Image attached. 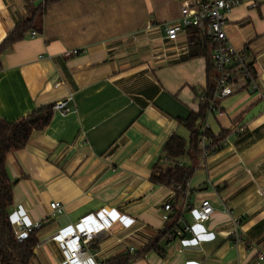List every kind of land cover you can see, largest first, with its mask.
<instances>
[{
  "label": "crops",
  "instance_id": "obj_1",
  "mask_svg": "<svg viewBox=\"0 0 264 264\" xmlns=\"http://www.w3.org/2000/svg\"><path fill=\"white\" fill-rule=\"evenodd\" d=\"M197 2L61 0L2 55L0 120L15 122L72 97L71 113L54 111L48 127L6 161L14 185L11 217L43 223L31 264L65 262L59 233L70 226L95 230L101 213L112 227L90 253L98 261L130 248L135 254L167 227L195 224L190 210L204 201L214 213L198 228L201 239H170L168 231L158 251L131 264H264V100L243 80L219 111L208 113L205 126L227 139L196 163L186 193L151 181L167 141L190 138L182 122L199 112L202 96L216 84L215 73L208 79V59L190 58L187 29L175 41L165 34L166 26L179 24L183 7ZM42 4L0 0V44L28 17V6ZM226 21L231 44L264 72V0H241ZM54 202L63 213L52 211Z\"/></svg>",
  "mask_w": 264,
  "mask_h": 264
},
{
  "label": "trees",
  "instance_id": "obj_2",
  "mask_svg": "<svg viewBox=\"0 0 264 264\" xmlns=\"http://www.w3.org/2000/svg\"><path fill=\"white\" fill-rule=\"evenodd\" d=\"M61 0H44V4L37 7L28 6V17L22 19L6 39L0 44L1 57L13 45L24 40L26 35L37 30L46 8ZM190 58L206 57L208 59V79H212L215 72L211 62L213 45L201 39L199 30L188 28ZM252 67V65H250ZM213 87L209 85L207 93L202 98L204 102L198 113H192L182 122L189 131L190 138L185 140L179 135H173L164 147V156L153 169L151 181L155 185L172 187L186 185L193 177L196 163L201 159L202 138L208 137V155L216 153L225 145L227 135L223 132L217 136L209 130H203L210 110V101ZM54 115V106H46L32 111L15 122L0 120V264H31L38 246L37 231L22 241H18L12 227L11 207L13 205V182L9 176L6 161L7 157L24 149L33 135L44 131ZM166 164L162 166L161 163ZM179 196V195H178ZM170 230L168 227L161 235L153 240L146 248L135 254L125 253L111 258L106 264H131L142 258L147 252L158 251V242Z\"/></svg>",
  "mask_w": 264,
  "mask_h": 264
},
{
  "label": "built area",
  "instance_id": "obj_3",
  "mask_svg": "<svg viewBox=\"0 0 264 264\" xmlns=\"http://www.w3.org/2000/svg\"><path fill=\"white\" fill-rule=\"evenodd\" d=\"M241 4V0H198L192 6H184L182 9L181 20L178 25L165 27V34L168 40L175 41L182 29L196 28L199 30L200 37L209 41L214 49L211 55V62L215 69L216 84L210 101L209 113L219 111L218 103L233 95L236 92L235 86L237 80L241 79L249 88L251 94L258 95L264 100L262 86H264V72H257L253 65L250 67L248 54L238 52L229 41L226 34V14L233 8ZM36 32L32 33L35 37ZM78 51L70 52L68 55L78 54ZM72 101V97L66 101L58 102L54 106V111L63 115H68L71 110L67 107ZM203 130H208L205 126ZM208 137L202 138V158L208 155ZM186 185H173L171 190L175 193H186ZM52 211L56 214L64 212V206L59 202L50 205ZM165 210L171 212V204L165 205ZM195 217V224L187 225L184 229L178 227L168 232V237H183L185 234L194 235L197 239L203 237L202 233H197L198 228L207 222L213 215L214 209L209 201H204L199 210L191 209ZM108 213H101L95 216V220L100 225L95 230H80L78 226H70L61 231L57 237L58 243L67 252V258L62 264H106L108 260H96L95 256L90 253L93 245L99 235L111 229L112 223H104L107 220ZM236 242L241 240V234L238 230V221L234 220ZM42 222L28 223L23 217L12 218V227L14 235L18 241H22L29 235L40 230ZM183 240V239H182ZM199 242V240H198ZM130 254L134 253V248H130ZM264 260V256L260 257Z\"/></svg>",
  "mask_w": 264,
  "mask_h": 264
},
{
  "label": "rangeland",
  "instance_id": "obj_4",
  "mask_svg": "<svg viewBox=\"0 0 264 264\" xmlns=\"http://www.w3.org/2000/svg\"><path fill=\"white\" fill-rule=\"evenodd\" d=\"M189 138H187L186 140H188Z\"/></svg>",
  "mask_w": 264,
  "mask_h": 264
},
{
  "label": "water",
  "instance_id": "obj_5",
  "mask_svg": "<svg viewBox=\"0 0 264 264\" xmlns=\"http://www.w3.org/2000/svg\"><path fill=\"white\" fill-rule=\"evenodd\" d=\"M36 252V251H35Z\"/></svg>",
  "mask_w": 264,
  "mask_h": 264
}]
</instances>
